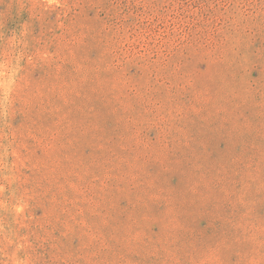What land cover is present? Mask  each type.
<instances>
[{
    "label": "rangeland",
    "instance_id": "1",
    "mask_svg": "<svg viewBox=\"0 0 264 264\" xmlns=\"http://www.w3.org/2000/svg\"><path fill=\"white\" fill-rule=\"evenodd\" d=\"M0 264H264V0H0Z\"/></svg>",
    "mask_w": 264,
    "mask_h": 264
}]
</instances>
